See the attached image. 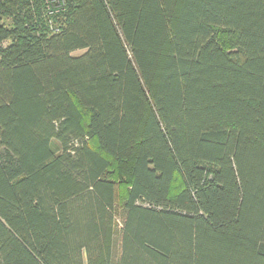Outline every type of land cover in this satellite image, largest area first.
Wrapping results in <instances>:
<instances>
[{"label":"trees","instance_id":"16d2710c","mask_svg":"<svg viewBox=\"0 0 264 264\" xmlns=\"http://www.w3.org/2000/svg\"><path fill=\"white\" fill-rule=\"evenodd\" d=\"M0 264H264V0H0Z\"/></svg>","mask_w":264,"mask_h":264},{"label":"rangeland","instance_id":"374dc122","mask_svg":"<svg viewBox=\"0 0 264 264\" xmlns=\"http://www.w3.org/2000/svg\"><path fill=\"white\" fill-rule=\"evenodd\" d=\"M53 23H54V22H53V19H49V20H48V24H49V26H53V27H52V30L55 31V29H56L57 27L54 26ZM83 53H84L83 51H77V52L74 53V55H81V54H83ZM95 145H96V144H93L94 147H95Z\"/></svg>","mask_w":264,"mask_h":264}]
</instances>
